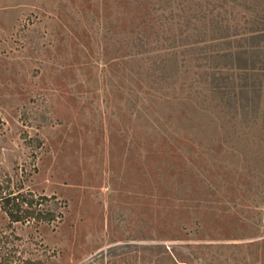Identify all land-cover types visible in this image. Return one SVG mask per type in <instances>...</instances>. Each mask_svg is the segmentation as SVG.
<instances>
[{
    "label": "rangeland",
    "instance_id": "rangeland-1",
    "mask_svg": "<svg viewBox=\"0 0 264 264\" xmlns=\"http://www.w3.org/2000/svg\"><path fill=\"white\" fill-rule=\"evenodd\" d=\"M144 1L0 0V169L63 212L0 264H264V123L158 76Z\"/></svg>",
    "mask_w": 264,
    "mask_h": 264
},
{
    "label": "trees",
    "instance_id": "trees-1",
    "mask_svg": "<svg viewBox=\"0 0 264 264\" xmlns=\"http://www.w3.org/2000/svg\"><path fill=\"white\" fill-rule=\"evenodd\" d=\"M193 1H144L149 4L146 15L152 19L147 21L148 30H153L159 42L158 48L150 49L148 59L166 81L180 75L186 63H199L202 73H197L196 81L220 106L264 123V0H205L198 6L189 4ZM239 7L245 10V24L231 25L228 8L233 14ZM3 124L0 118V134ZM61 208L56 197L37 195L24 187L23 178L15 179L0 169V215L9 228L18 223L55 222L62 217ZM13 231L4 236H15Z\"/></svg>",
    "mask_w": 264,
    "mask_h": 264
}]
</instances>
